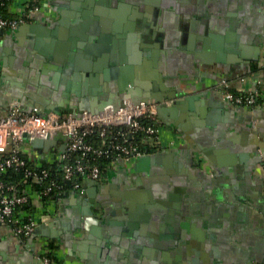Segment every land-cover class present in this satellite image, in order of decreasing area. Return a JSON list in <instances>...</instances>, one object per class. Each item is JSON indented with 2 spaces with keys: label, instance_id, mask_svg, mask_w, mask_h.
Segmentation results:
<instances>
[{
  "label": "crops",
  "instance_id": "1",
  "mask_svg": "<svg viewBox=\"0 0 264 264\" xmlns=\"http://www.w3.org/2000/svg\"><path fill=\"white\" fill-rule=\"evenodd\" d=\"M27 1H14V18ZM41 6L1 33L0 118L15 99L41 115L115 106L132 83L137 100L161 107V145L138 170L123 161L108 170L90 230L75 193L30 238L0 228V264H46L50 244L61 264H264V109L244 110L217 89L222 80L254 87L264 0Z\"/></svg>",
  "mask_w": 264,
  "mask_h": 264
},
{
  "label": "built area",
  "instance_id": "2",
  "mask_svg": "<svg viewBox=\"0 0 264 264\" xmlns=\"http://www.w3.org/2000/svg\"><path fill=\"white\" fill-rule=\"evenodd\" d=\"M42 9L41 0H28L19 17L0 18V48L3 30L15 31ZM217 89L226 101L244 110H263L264 64L253 88H233L222 80ZM121 104L115 109L106 103L98 113L85 110L79 116L52 110L41 115L37 110L26 113L11 108L7 116L0 118V228H7L19 238H30L42 223L51 220L48 214L52 204L68 193L85 196L86 181L102 184L108 170L117 163L123 161L130 169L161 145L158 105L152 101L134 103L128 93ZM37 139L56 140L57 146L45 155L39 152L37 158L30 152ZM61 146L65 151L60 150ZM11 169L23 170L25 179L17 184L4 181L1 177ZM58 179L69 183V187ZM29 205L35 211L27 210ZM44 262L53 264L47 257Z\"/></svg>",
  "mask_w": 264,
  "mask_h": 264
},
{
  "label": "water",
  "instance_id": "3",
  "mask_svg": "<svg viewBox=\"0 0 264 264\" xmlns=\"http://www.w3.org/2000/svg\"><path fill=\"white\" fill-rule=\"evenodd\" d=\"M103 1V0H102ZM25 25V24H24ZM82 47H84V45L82 44V43H80V44H78L77 45V47H75V48H73V49H75V51L79 48V49H81ZM95 68H98V66L96 67L95 66ZM132 84V83H131ZM129 85H127V87H128ZM127 87H125V88H127ZM134 87V84L133 85H131L130 86V88H128V94H130L131 95V97H132V99H133V101H134V103H139V102H148L149 100H147V99H136V97H135V88H133ZM125 91H126V89H124L121 93V99L119 100V102H118V104L117 105H115L114 106V108L115 109H119L120 108V106L122 105L121 103H122V99H123V96L125 95ZM157 102V101H156ZM157 103H159V101L157 102ZM107 104H111V103H107ZM23 105H24V103L21 101V100H19V99H15V100H13L12 102H11V105H10V108H19V109H21L22 110V108H23ZM104 105V104H103ZM102 105V106H103ZM111 105H113V104H111ZM102 106H100V107H98L95 111H92V113H98L99 112V110L101 109V107ZM160 108L161 107H159V109H158V114H159V112H160ZM35 110H37V112H38V114H41V112H40V110H39V108L38 107H35V108H28V110H26V111H24V112H26V113H33ZM52 111H54L55 113H58V114H61L62 112L58 109V108H52L51 109ZM86 110V108H82V107H80L77 111H74V112H71V113H73L74 114V116H79L83 111H85ZM88 111H90V110H88ZM91 112V111H90ZM55 146H57V141L56 140H39V139H37V140H34L33 142H32V147L35 149V150H38V152H40V153H42L43 155H45V154H47L48 152H49V150L52 148V147H55ZM60 150L63 152V151H65V146H61L60 147ZM205 153H207V151L205 152ZM148 157L147 156H143V157H141L140 159H138L135 163H134V168L135 169H139L140 168V166H141V164H142V162L144 161V160H146ZM100 184H98L97 182H95V181H92V180H88V181H86V187H87V191H86V194H85V196H86V200H84L83 201V204L85 205V210H84V217H85V219H84V221H83V225H81L83 228H85V229H87V230H90L89 228H90V226H93V225H98L99 223H100V220L99 219H97L95 216H94V213H93V209H92V203L94 202V199L96 198V193H97V191L99 190V188H98V186H99ZM91 224V225H90ZM46 226L48 227L49 225H47L46 224ZM43 227V226H42ZM39 233V232H38ZM37 233V234H38ZM34 235H36V234H34ZM5 259H4V261H6L7 260V258L6 257H4ZM3 261V262H4Z\"/></svg>",
  "mask_w": 264,
  "mask_h": 264
},
{
  "label": "trees",
  "instance_id": "4",
  "mask_svg": "<svg viewBox=\"0 0 264 264\" xmlns=\"http://www.w3.org/2000/svg\"><path fill=\"white\" fill-rule=\"evenodd\" d=\"M15 0H0V18H4V19H13L14 18V14H12L11 12V6L14 3ZM254 69L256 71H259V67L256 65L254 67ZM138 139V138H137ZM31 165H35V162L30 163ZM101 164H103L104 168H107V163L106 162H102ZM4 181H7V183H19L22 182L25 177H24V171L20 170V171H14V170H9L8 173H6L5 175H3L1 177ZM60 182V184L64 185V187L68 188L69 187V183L67 182H63L62 180L58 179ZM29 183V182H28ZM38 189L41 187L40 185L36 186ZM27 210H29L30 212L35 211L36 208H34L32 205H29L26 207ZM49 248V252L46 254L45 257L51 259L53 264H61L59 262L58 257L54 254V252L56 251V247L53 244H50L48 246Z\"/></svg>",
  "mask_w": 264,
  "mask_h": 264
},
{
  "label": "flooded vegetation",
  "instance_id": "5",
  "mask_svg": "<svg viewBox=\"0 0 264 264\" xmlns=\"http://www.w3.org/2000/svg\"><path fill=\"white\" fill-rule=\"evenodd\" d=\"M131 85H133V84H129V86L127 88H125L126 89L125 94L128 93L127 90H128V88H130ZM133 88H135V86ZM78 197H79L78 201L82 202V204H83V201L86 200V196H78ZM92 209H93V203H92ZM84 210H85V207L83 208V214H84Z\"/></svg>",
  "mask_w": 264,
  "mask_h": 264
}]
</instances>
